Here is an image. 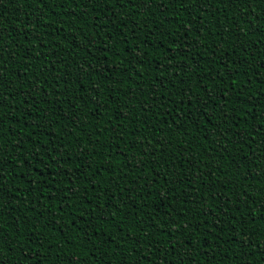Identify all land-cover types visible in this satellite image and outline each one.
I'll use <instances>...</instances> for the list:
<instances>
[{
    "label": "trees",
    "instance_id": "16d2710c",
    "mask_svg": "<svg viewBox=\"0 0 264 264\" xmlns=\"http://www.w3.org/2000/svg\"><path fill=\"white\" fill-rule=\"evenodd\" d=\"M46 7L49 9L44 10V15L40 16L35 4L29 5L27 0H0V35L8 40L15 38L17 46L20 45L19 49L9 45L13 52L19 51L20 55L7 65L6 75L17 91L15 107L10 112L8 109L3 110L6 113L2 129L4 148L9 149L18 138L26 136L31 129L24 127L25 123L30 124L36 118V113L45 107L44 103L36 104L37 100H43L40 92H37L35 99L28 100L29 107L34 106V111L32 116H29L27 121L25 120L26 113L20 100L22 96L28 95V91L36 83L37 76L40 77L41 91L47 87L45 84L47 80L55 85V93H62L64 91L62 74L73 71L72 76L65 78L69 81L68 87L76 89L78 80L75 69L86 67L85 62L91 64L92 68L82 73L84 76L82 89H77L73 93V99L82 93L89 103L85 104L81 100L73 109L65 102L66 98L62 99L60 95H56L57 102L53 101L47 107L50 112L60 111L59 123H56L49 115L48 123L51 128L37 132L32 138L33 141L38 139L40 144L44 141H49V143L43 147L37 144L34 148L31 143L25 142L21 149L8 151L7 155L11 156L13 163L6 164L5 168L9 172L12 169L15 170L8 176L10 181L8 187L12 189L13 194L19 191V197L13 200L17 209L15 216L25 217L20 220L23 228L22 234L17 237L16 245H14L16 251L12 252L13 249L9 247L8 251L4 252L5 264H34L35 261H42V264H70V262L74 264H119L121 255L128 256L129 261L133 259V256L139 258L146 255L148 259H142L141 264H247L244 257H240L242 247L235 242H230L233 249L232 257L223 256V251L230 246L224 241L228 240L233 233H240L243 228L246 234H251L253 240L256 241L252 251L258 252L259 245H264V220L257 219L253 224L248 217V207L239 208L237 205V209L229 207L230 214L235 217L234 226L227 222V218L223 217L218 207L221 202H227L229 197L233 201L245 199V197L236 195L242 188H234L232 184H228L226 188L221 187L217 181V188L223 195L216 200L208 201L213 205L214 211L209 212L207 228L202 224L199 231L194 232L189 221L191 220L193 224L203 221V215L196 216L192 220L194 211L189 212L188 209L194 206L177 196V202L171 206L172 215L169 216L167 214L169 205L161 202L163 189L160 187L159 177H157V183L152 186L151 196H146L141 190L143 181L135 186L136 190L131 191L130 195L129 185L133 178L139 179L143 174L151 177L154 170L149 163H143L140 168L129 171L124 167V162L132 160L135 163L136 159L141 161L152 159L151 155H137L140 152L138 138L141 135L151 140L153 149L157 147V140L161 141V148L166 149L163 159H161V152H156L157 168L161 173L166 171L164 160H176L181 153L183 155L180 158L186 161L184 165L186 175L196 172L204 175V171L201 170H206V165L211 162L212 165H220L228 176H232V170L236 169L235 162L238 161L239 169L236 170L235 177H232L234 183L242 184L241 174L248 172L249 181L255 185L254 188L248 189V193L252 196L249 198L264 201V192L261 191V187L264 186V157L261 156V151L264 150V136L261 135L264 133V125L261 124V121H264V85L260 84V79H264V70L255 75L253 69V66L261 63V56H264V42H261L259 47L253 42L259 39L260 33H248L237 40V43L248 48V52L236 49V44L232 43L226 31L229 21L224 20L211 5H207V9L200 5L202 12H198L195 5L183 9L186 12L180 11L175 5L168 9L163 4L159 9L150 6L154 9L155 15L149 16L147 10L141 9L132 17L135 23H129L128 26H124L121 10L118 6L112 7L111 0L107 5L104 3L97 5L95 19L92 13L85 14L76 5L69 7L66 4L60 14L54 11V6L46 5ZM243 7L241 5V8ZM233 8L240 12L242 19L248 15H256L251 8L247 13L242 9H235V6ZM109 11L116 12L117 16L110 19L107 15ZM204 11L207 13H203ZM256 11L260 12L259 6H256ZM188 13L192 15L189 16ZM201 16L204 19L201 20ZM218 19L219 24H217ZM45 21L51 22L53 27L58 28L54 35L45 34V29L42 28L48 27L42 24ZM245 22L252 24L250 20L245 19ZM194 23L195 29L193 28ZM233 23L236 21L233 20ZM110 24L121 27L124 37H127L126 43L122 42L119 32L109 27ZM33 25L41 28L37 30ZM139 25L147 27L139 28ZM130 28L136 29L135 35L138 39H132L133 33ZM240 28L245 29L246 25L241 23ZM186 29L189 32L185 37L183 33ZM149 30H153L154 34ZM218 30L225 31V36H221L227 48V51L223 52V60H221L222 50L220 48H217L215 56L210 57L211 49L207 47L217 39ZM253 30H256L254 25ZM34 33L41 35L45 44L51 42L54 45L56 56L62 58V63H57L55 68L45 67L55 59L51 56L53 49L45 48L41 52L32 39ZM201 33H204L207 39ZM85 40L92 41L87 48L84 45ZM201 40L204 41L206 47L197 50V45ZM44 46L41 42L40 47ZM29 47H31L30 51ZM102 47L110 49L106 58L101 50ZM145 51L147 52L146 57L143 55ZM253 51L257 55L241 63L240 57H248V53ZM38 53L41 56L47 54L48 58L43 61L32 59ZM200 54H203V59L199 58ZM173 55L177 61H180L179 68L175 66L174 61L167 59ZM182 56L183 59H181ZM189 56L194 58L189 59ZM229 56L230 59H228ZM21 57H24L22 61ZM137 57H142L143 63H138ZM212 61H220V63ZM221 63L225 67H221ZM99 66H103V73L93 71ZM188 66L192 68V71L186 74L185 70ZM25 70L29 72L27 77L21 76ZM245 70L248 71V75ZM177 71L180 73L179 76L176 75ZM137 73L144 74V93L132 87L133 85L139 87ZM214 74H219V77H226V79L218 77L214 81L212 80ZM161 79H163V84L159 83ZM57 80L60 82L56 83ZM247 80L249 84L246 83ZM197 81H201L199 86ZM217 83L228 92L227 121L232 122L231 124L225 121L222 114L223 109H214L211 102L206 108L197 107L198 104L203 103L202 95L206 98L208 92H211L215 96L214 85ZM173 84L176 88L172 87ZM189 86L192 89L191 95L197 103L193 104L187 116L182 113L177 114L176 105L172 101H177L180 96L188 94ZM152 87L156 88L158 94L170 93L171 99L161 95L160 101L154 100L153 107L148 112H144L141 102L151 97ZM94 88L96 92L93 91ZM55 93L49 90L48 98L51 99ZM237 93H239L238 97ZM129 94L135 99L129 100ZM250 98L252 101L248 103ZM105 101L107 105L100 107ZM8 103L13 102L9 100ZM158 103L162 106L157 107ZM233 107L235 111L232 110ZM76 109H81L79 123L83 130L65 119V116H70ZM169 109L173 112L172 116L166 115ZM201 112L206 115H201ZM208 115H211L212 124L205 129L202 122L208 119ZM117 116H120L121 120H117ZM173 116L179 123V130L172 123ZM124 117L130 119H124ZM110 119L111 124L108 123ZM165 120L168 122L163 123ZM193 120L197 123L194 124ZM144 121L148 123L144 124ZM121 122L125 124L129 132L133 130V125L141 126V130L135 134V137L124 133L125 139L121 141L112 131V125H119ZM161 123H163L164 131L155 132ZM197 124L200 126L197 127ZM215 125L221 128L232 127L227 141L219 140ZM232 133H237V135L234 137ZM89 134H91V140L88 138ZM241 136L248 137V139L243 144L232 143L233 139H239ZM97 139L99 143L95 142ZM134 139L137 141L136 144H133ZM217 140L219 141L216 144L217 150L213 151V144L210 141ZM53 144L57 145L59 153L71 156V160L68 162L60 160L57 152L51 149ZM117 144L119 148L116 147ZM224 146L228 148L227 152L222 151ZM35 150L40 151V156L33 158ZM45 151L51 152V156H45ZM148 151L150 153L151 149ZM244 154H247V157ZM21 155L28 156V161L22 162ZM53 157H56L60 163L59 175L56 174L57 165L49 162ZM189 157L195 158L194 166ZM257 157H259L258 161ZM38 160L43 162L37 168ZM176 162L179 161L176 160ZM77 165L79 175L76 173ZM96 169L99 171H95ZM211 171L217 177H221V172L216 167H212ZM167 172L170 179L175 174L171 165L167 166ZM256 172H260V175H252ZM89 173L92 175L89 176ZM125 173L127 175H124ZM207 174L211 176V173ZM121 176L124 178L121 179ZM236 177H241V179L237 180ZM205 179H207L206 175ZM91 185L95 189H92ZM200 187V183H197L194 190L198 192ZM185 190V184L176 185L177 194ZM164 195L167 193L165 192ZM109 196L111 201L106 203ZM9 198L11 199V194ZM190 199H195V197H190ZM58 205L62 206V210L61 207H57ZM33 206L36 212H42V216L37 217L36 213L29 210ZM195 207H200V205H195ZM101 208L108 213L107 219L101 216ZM252 210L259 213L260 207L253 206ZM129 211L132 215H128ZM113 212L116 214L115 219L111 215ZM150 213L155 216V224L161 226L160 231L155 229L149 231ZM218 214L223 219V223L220 227L213 229L212 224ZM9 215H11L10 208ZM12 219L15 221L16 218ZM137 219L141 222L140 225L136 224ZM245 219L249 222L241 224V221ZM28 220L37 226L32 233L28 232V229L32 227ZM11 223L10 217L4 218L5 231L9 237L14 235ZM118 224L123 226L125 233L131 230V234L123 240L122 248L113 252V245L104 243L102 237L109 235L120 240L121 233L117 227ZM164 226L180 229V231L171 233L169 229V235L163 230ZM141 228H143V236ZM220 228H223V231H220ZM94 229L100 231L97 232ZM253 229L259 230L251 231ZM149 236L158 243L147 245L135 243L137 239L143 240L144 237ZM217 236L221 237L219 241L216 239ZM28 237L35 239L36 244L27 243ZM235 239L236 237L233 236V240ZM186 240H191L192 244L186 243ZM21 243L26 249L23 253L17 246ZM244 243L246 242H241L242 245ZM38 245H44V247H38ZM193 246L195 251H193ZM260 250L264 251V249ZM181 254L187 256L186 261L182 262ZM244 255L246 256L247 253ZM238 257L240 260L237 259ZM250 259L254 260L255 256Z\"/></svg>",
    "mask_w": 264,
    "mask_h": 264
},
{
    "label": "snow or ice",
    "instance_id": "6c2138e0",
    "mask_svg": "<svg viewBox=\"0 0 264 264\" xmlns=\"http://www.w3.org/2000/svg\"><path fill=\"white\" fill-rule=\"evenodd\" d=\"M110 2V0H27V3L29 5L35 4L36 6V11L39 13L40 16L44 15V10L49 9L47 6H54V11L57 13H61L64 9V6L67 4L69 7H72L73 5H76L77 7L81 8V11L85 14L87 13H92L93 14V19L96 18L95 16V12H96V8L97 5L100 3H104V4H108ZM163 4L166 6V8L168 9V7L175 5L178 9H180V11L186 12L183 9H188L191 6L195 5L198 12H202L200 9V5H203L205 9H207V5H211L213 7H215V9L217 10L218 13L221 14V16L223 17L224 20L229 21L228 27H227V33L229 34V39L232 40L233 44H236V49H239L243 52H248V48L244 47L243 44H239L237 43V40L241 37L244 36L248 33H255V32H259L260 33V37L257 40H254L253 42H255L258 47L260 45L261 42H264V0H111V6L112 7H119L121 10V16L124 17L123 19V23L124 26H128L129 23L134 24L135 21L132 20V17L134 15H136L141 9L147 10L149 16H153L155 15V11L152 7L150 6H154L155 9H159L160 5ZM241 5H243L244 7L241 8ZM233 6H235V9H242L243 12L247 13L248 9L251 8L253 12L256 13L255 16L253 15H248L245 19L246 20H250L252 22V24L250 25L249 23L245 22V19L241 18L240 12L234 10ZM256 6L260 7V12L257 13L256 11ZM95 10V11H94ZM166 12V11H164ZM203 13H207V11H204ZM65 15H67V13H64ZM126 14V15H125ZM108 17L111 19L112 17H116L117 13L113 12V11H109L107 13ZM189 16L192 15V13H188ZM81 19L83 17H80ZM204 19L203 16H201V20ZM233 20L236 21V23H233ZM220 21L219 19L217 20V24H219ZM244 23L246 25L245 29H241L240 28V24ZM44 25H48V27H42L45 29V34L46 35H54L57 32L58 28L53 27L51 22L45 21L44 23H42ZM253 25L255 26L256 30H253ZM27 27V25H26ZM33 27H36L37 30H39V28L37 25H33ZM97 27H99V25H97ZM109 27L114 28L117 32L120 33L121 37H122V42L127 41V37H124L122 29L119 25H113L110 24ZM139 28H146V25H139ZM193 28H196L195 23L193 24ZM130 31L133 33L132 35V39H138V37L135 35V28H130ZM152 32V34H154L153 30H149ZM189 30H185V32L183 33V35L186 37L188 35ZM239 33V34H237ZM110 35V34H109ZM202 36H204L205 39H207V36L204 33H201ZM221 36H225V31H219L218 30V35H217V39L215 41H213L211 44L207 45L208 48H210V52H209V56L213 57L216 55V51L217 48H220L222 50L221 53V60L224 59L223 57V52L227 51V48L225 47V41L221 38ZM67 38V37H65ZM32 39L36 42L37 47L40 49V51L42 52L45 48H52V52H51V56L55 57L54 60H51L49 62V64L45 65V67L48 68H55L57 63H62V58L60 56H56V52H55V48L54 45L49 42L48 44H45V41L43 39V37L39 34H33ZM41 42L45 45L43 48L40 47ZM92 43V41L90 40H85L84 41V45L87 48L88 45ZM187 44H190V42L186 41ZM13 45L16 49H19L20 45L17 46V43L15 41V38H12L11 40L6 39L3 35H0V264H5V261L3 259L4 256V252L5 250L8 251L9 247H11L13 249L12 252L16 251V240L17 237L19 235H21V230L23 228V225L21 224L20 220L24 219V217H16L15 216V212H16V205L13 204V200L17 199L19 197V191H16L15 194L12 193V189H10L8 187V184L10 183V181L8 180V176L12 174V172H14L15 170L12 169L11 172H9L6 168L5 165L8 164H12V158L11 156H8L7 153L8 151H16L18 149H21L24 145L25 142H29L33 145V147L35 148V146L37 144H40L39 140H35L33 141V136H35L37 134V132H43L46 129H50L51 125L48 123V117L49 115L52 116V119L56 122L59 123L60 120V111L56 110V111H49V108L47 107L48 105H50L53 101L57 102L56 100V95H60L62 99H65V102L73 109L76 108V103L79 101H84L85 104L89 103V100H85L83 94H79L75 97V99H73V93H75L77 91V89H82L81 85H83V80H84V76L82 73H85L88 71V69L92 68V65L85 62L86 63V67H82L80 69H75V73H76V78L78 80V84H77V88L76 89H72L68 87L69 81L67 78L65 77H69L73 75V71H67L65 73L62 74V79H63V84H64V91L62 93H55V85L52 83V81H45V84L47 85V87H44L43 90L41 91V83H40V77L37 76L36 77V83L33 84L32 89L28 91V95L27 96H22L20 103L23 105L24 107V112L26 113L25 115V120L27 121L29 116H32L33 111H34V106L33 107H29L28 105V100L29 99H35V95L37 92H40L41 96L43 97V100H37L36 104H40V103H44L45 107L38 111L36 113V118L32 120V122L29 123H25L24 127L30 128L31 130L26 134V136L22 137V138H18L16 142L12 143L10 145L9 149H5L3 146V124H4V119H5V115L6 113H4V109H8L9 112L11 111V109L13 107H15V100H16V89L13 88V82L10 80V78L6 75L7 72V65L8 63L15 61L16 57L20 55L19 51H15L13 52L12 49L9 47V45ZM139 47V45H138ZM206 47L205 43L203 40H201L198 45H197V50H199L200 48H204ZM234 49V50H236ZM31 50V47H29V51ZM102 52L104 53V58H106L107 52L110 50L108 48L102 47ZM90 51V49H89ZM191 51L190 47H189V52ZM215 53V55H214ZM145 57L147 56V52L145 51L143 54ZM185 55H187V53H185ZM257 55V53L255 51L248 53V57H240V61L241 63H243V61H245L246 59L250 60L251 57ZM48 58V55L45 54L43 56H41L39 53L36 54L35 56L32 57V59L34 60H45ZM65 59L67 57H64ZM184 57L182 56L181 59H183ZM189 59L194 58L193 56H189ZM200 59H203V54H200ZM24 59V57H21V61ZM169 61H174L175 62V66L176 67H180V61H177L175 59V55L173 56H169L167 58ZM228 59H230V56L228 57ZM137 62L138 63H143V58L142 57H137ZM213 63H220V61H212ZM221 67H225L224 64L221 63ZM255 75L258 73H260V71L264 70V56H261V63L258 66H253ZM185 70V69H184ZM93 71H100L101 73H103V66H99L95 69H93ZM126 71V69H125ZM192 71V68L190 66H188L187 70H185V73L187 74L188 72ZM247 71V70H245ZM244 71V74H245ZM179 71L176 72V75L179 76ZM29 75L28 70H25L21 76L23 77H27ZM137 75L139 76V87H137V85H133V89L140 92V93H144L145 89L143 87V83H144V74L143 73H137ZM247 75H248V71H247ZM129 76H131V73H129ZM219 77V74H214L212 76V80H217ZM220 79H226V77H219ZM53 79L55 80V77H53ZM60 81L57 80L56 83H59ZM163 79H161L159 81V83L163 84ZM252 82V81H251ZM209 83H211V81H209ZM247 84H249V81H246ZM201 84V81H197V85L199 86ZM260 84L264 85V79H260ZM183 87V84L181 85ZM244 85H242L243 87ZM173 88H176V85L173 84L172 85ZM205 88H207V85H205ZM215 88V96H213L211 94V92H208L207 97L205 98L204 95L201 96V101H203V103L198 104L197 107L198 108H206L208 103L211 102L214 106V109H223V117L225 119V121L229 124H231L232 122L227 121V112H228V92L225 90V88L220 87L219 83L214 85ZM49 90L53 91L55 93V95H53L51 97V99L48 98V92ZM94 92H96V89H93ZM151 92V97L149 99H147L146 101H142V105H143V111L144 112H148L152 107H153V101H160V96L164 95L166 97H168L169 99H171V94L170 93H162V94H158L157 90L155 87H152L150 89ZM192 89L189 86L187 88V93L186 95H182L178 98L177 101H172L173 103H175L176 107H175V111L177 114H183L185 116L188 115V113L192 110V106L193 104H196V100L193 99L192 95H191ZM45 93H47V95H45ZM237 97L239 96V93L236 94ZM128 99L129 100H133L135 99V97H133L131 94L128 95ZM11 100L13 103L9 104L8 101ZM218 101V102H217ZM252 99L250 98L248 100V103H251ZM60 103V101H58ZM107 105V101L104 102V104L100 105V107H105ZM157 107H161L162 105L160 103H158L156 105ZM233 111H235V108H232ZM17 111H19V109H17ZM80 111L81 109H76L75 111H73L71 113L70 116H65V119H67L69 121L70 124H72L73 126L77 127V128H81V124L79 123L81 120V116H80ZM94 112L96 111L95 109L93 110ZM166 115L168 116H172L173 112L171 109L168 110V112L166 113ZM201 115H206V113L201 112ZM190 118V117H189ZM97 119H99V116L97 115ZM117 120H121L120 116L116 117ZM124 119H130L128 117H124ZM134 119V118H131ZM37 120L39 122H37ZM168 121L165 120L163 121V123H167ZM194 124H196V120L192 121ZM109 124H111V119L108 121ZM144 124H147L148 122L144 121ZM163 123H161L156 129L155 132L159 133V132H163L164 128H163ZM172 123L176 126L177 130H179V123L175 120V117L173 116V120ZM204 125V128L207 129L208 125L212 124V120H211V115H208V119L202 122ZM261 124L264 125V121H261ZM200 125L197 124V127H199ZM216 128L217 131V135L219 137V140H224L227 141L229 139V135L228 133L232 132V127L229 126L227 128H221L219 125H215L214 126ZM133 130L131 132H129V129L125 126V124L123 122L119 123V125H112V131L113 133H115L119 140L123 141L125 139L124 133H128L129 135H132L135 137V134L137 132H140L141 130V126H136L133 125L132 126ZM81 130H83L81 128ZM107 130V129H105ZM95 131V129L93 130ZM15 135V133L13 134ZM208 135L210 136L211 133L209 132ZM232 135L235 137L237 135V133H232ZM262 136H264V133H261ZM250 137V134H249ZM89 140H91V134H89ZM62 139V138H61ZM248 139V137H243L241 136L239 139H233L232 143L233 144H243L246 140ZM139 140V148H140V152L137 153V155H151L152 159L150 161H141L139 159H136L135 163L132 162V160H126L124 162V167H126L129 171H131L134 168H140L141 165L143 163H149L151 165V168L154 170L152 172L151 177L148 176L147 174H143L139 177V179L133 178L131 184L129 185L130 188V195H131V191H135L136 188L135 186L140 184L141 181H143V184L141 185V190L146 194V196H151L152 195V186L153 184L157 183V177L160 178V187L163 189V192L161 193V202L168 204L169 205V209L167 214L169 216L172 215V209L171 206L174 205L177 202V196H179V198L183 199L186 203H190L192 204L194 207L193 208H189L188 211L189 212H193L194 211V215L192 217V220L195 219L196 216H200L203 215L204 220L203 221H199L195 224L192 223V221H189V225L191 226V228L194 230V232H198L199 229L201 228V225L203 224V226L205 228H207V221L209 219V212L210 211H214L213 209V205L211 203H208L209 200H216L219 198V196H222L223 193L220 192L219 188H217V181H219L220 186L221 187H227L228 184H232L234 188H242L241 191L237 192L236 195L238 197H245V199L243 200H236L233 201L231 200V198L229 197L227 202H221L218 207L221 210V213L223 214V217L227 218V222L229 224H233L235 226V217L232 216L229 212V207L233 208V209H237V205L240 207H248L249 211H248V217L249 219L252 221V223L254 224L257 219L260 220H264V201L261 200H256V199H250L249 197H252L249 193H248V189L249 188H254L255 185L252 184L249 181V175L248 172H242V178H243V183L242 184H237L234 183L233 178L235 177L236 174V170L239 169V162H235L236 163V169L232 170V176H228L223 168L220 165H212L211 162H209L206 165V170L202 169L201 171H204V175H200V172H196V173H188L187 175L185 174L186 170L184 168V165L186 163V161L184 159H181L180 156H182L183 154H179L176 157V160H178L179 162L177 163L176 160H164V166L166 171L164 173H161L159 171V169L157 168V157H156V152L160 151L161 152V159H163V155L164 152L166 151V149H162L161 148V141L157 140L156 141V145L157 147L155 149L152 148V143L151 140H149L147 137L141 135L138 138ZM147 141V142H145ZM96 143H99V140L97 139L95 141ZM49 141H44L43 144H40L41 147H43L44 145L48 144ZM137 141L136 139L133 140V144H136ZM210 143L213 144V151H216V144L219 143V141H210ZM117 148H119V145H116ZM51 149L53 152H57V157H59L60 160H63L64 162H68L71 160V156H65L62 155L61 153H59L57 151V145L53 144L51 146ZM149 149H151V152L149 153ZM240 149H238L239 151ZM205 151H207V149H205ZM223 152H227L228 148L226 146L223 147L222 149ZM45 156H51V152L45 151L44 153ZM245 157H247V154H244ZM40 156V151L39 150H35L33 152V158L35 157H39ZM261 156L264 157V150L261 151ZM29 157L28 156H24L21 155V160L22 162L28 161ZM257 161L259 160V157L256 158ZM189 160L192 161V165H195V158L193 157H189ZM43 161L38 160L37 162V168L39 167V164L42 163ZM51 164H55L57 165L56 168V174L59 175L60 174V163L58 161V159L56 157H53L50 161ZM171 165L174 169V175L171 177V179L169 178V174L167 172V166ZM88 167H91V165H88ZM212 167H216V169L218 171L221 172V177H217L215 175L214 172L211 171ZM95 171H99V169H96ZM76 173L77 175H79V166H76ZM207 173H211V176H209ZM41 175H43V173H41ZM89 176L92 175V173L88 174ZM124 175H127V173H125ZM205 175L207 176V179H205ZM252 175L255 176H259L260 172H256V173H252ZM195 177H198L199 179H196ZM124 177L121 176V179H123ZM237 180H240L241 177H236ZM200 183L201 187L199 189V191H195L194 190V186ZM177 184H185L186 186V190L184 192H181L179 194H177L176 192V185ZM95 185V184H93ZM93 185H91L92 189H95V187H93ZM117 187H119V184L117 183ZM30 191V189H28ZM42 191V190H41ZM261 191L264 192V186L261 187ZM167 193V195H164V193ZM9 194H11V199L9 198ZM195 197V199H190V197ZM140 198V197H138ZM85 199H88V197H85ZM111 201V197H108V200L106 201L109 202ZM195 205H200V207H195ZM99 207V205H97ZM253 206H259L260 207V212L257 213L255 211L252 210ZM57 207H61L62 210V206L58 205ZM9 208L11 209V215H9ZM30 211L36 213L37 217L42 216V212H36L35 207L33 206L32 208L29 209ZM112 218L115 219V212H113L112 214ZM128 215H132L131 211H129ZM182 215V213H181ZM101 216L104 219H107L108 217V213L106 212V210H104L103 208H101ZM151 216V222L148 223V229L149 231H151L152 229H155L157 231L161 230V226L156 225L155 224V216L153 214L150 213ZM5 217H10L11 218V230L12 233L14 234L13 236L9 237L8 234L5 231V227H4V218ZM13 217H15V221H13ZM255 217V218H253ZM123 219V217L121 218ZM249 221L248 219H245L243 221H241V224H247ZM28 223L30 225H32V227H30L28 229L29 233H32L33 230L37 227L35 224L32 223L31 220H28ZM140 221L139 219H137L136 224L140 225ZM173 223H175V221H173ZM223 223V219H221V217L219 216V214L217 215V217L214 219L212 227L213 229L218 228V226L220 227V224ZM198 225V227H197ZM50 226V225H49ZM117 227L119 228V231L121 233V237L120 240H117V238L115 236H109V235H105L102 237L104 243L106 244H111L113 245L112 251L116 252L117 249H121L122 248V242L125 238H127L128 236H130L131 234V230H129L128 233L124 232L123 226L122 225H117ZM171 230V233L173 231H180V229H173V228H169L167 226H164L163 230L166 231L169 234L168 230ZM259 229H253L251 231H258ZM94 231L99 232V229H94ZM220 231H223V228H220ZM141 235L143 236V228H141ZM170 235V234H169ZM233 236L236 237L235 240H233ZM6 237H7V243H6ZM110 238V239H109ZM216 239L219 241V239H221V237L217 236ZM244 241L246 243H244L243 245L241 244V242ZM27 243H31V244H36V240L35 239H30L28 237ZM226 244L230 245V242H235L238 246H241L243 251L240 253V257H244V260L247 261V264H264V251H261L260 249H264V245H259V251L258 252H253L252 251V247L254 244H256V241L253 240V237L251 234H246V230H244L243 228H241V232L240 233H233L231 236L228 237V240L224 241ZM59 242H57L58 244ZM135 243L137 245L144 243L145 245L147 244H155L158 242H155L151 239V237H144L143 240L137 239L135 241ZM186 243L188 244H192L191 240H186ZM19 247V250L21 253H23L26 249L24 248L23 244H19L17 245ZM38 247H44V245H38ZM173 247H175V244H173ZM93 248H95V245H93ZM50 251V248L48 249ZM193 251H195V247L193 246ZM11 252V253H12ZM95 253V251H93ZM92 252V253H93ZM232 253H233V249L231 248V245L229 246L228 249H225L223 251V256H227L229 258L232 257ZM247 253V255L245 256L244 254ZM255 256V259H250V257ZM240 257H238L237 259L240 260ZM181 260L186 261L187 256L181 254ZM31 259V257H30ZM142 259H148V257L145 255L143 257H135L133 256V259L131 261H129L128 256L126 255H121V259L119 261V264H141V260ZM215 259V257L213 258ZM224 260H228V259H224ZM34 264H42V261H35ZM70 264H74V262H70Z\"/></svg>",
    "mask_w": 264,
    "mask_h": 264
}]
</instances>
